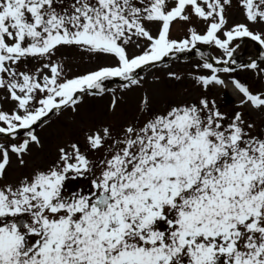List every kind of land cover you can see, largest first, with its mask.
Returning a JSON list of instances; mask_svg holds the SVG:
<instances>
[{
	"label": "snow or ice",
	"instance_id": "6c2138e0",
	"mask_svg": "<svg viewBox=\"0 0 264 264\" xmlns=\"http://www.w3.org/2000/svg\"><path fill=\"white\" fill-rule=\"evenodd\" d=\"M233 6L0 0V264H264V88L232 75L243 38L264 59V0H235L242 23ZM193 50L191 71L166 74L184 94L145 87L141 71ZM73 54L97 66L69 75ZM241 67L264 83L256 59ZM229 84L231 112L210 95ZM106 91L104 120L85 119Z\"/></svg>",
	"mask_w": 264,
	"mask_h": 264
},
{
	"label": "rangeland",
	"instance_id": "374dc122",
	"mask_svg": "<svg viewBox=\"0 0 264 264\" xmlns=\"http://www.w3.org/2000/svg\"><path fill=\"white\" fill-rule=\"evenodd\" d=\"M234 6L228 10L227 17L229 19V23H242L244 22L241 10L235 6V0H233ZM199 28L200 25H197ZM185 29L186 25H182L181 23H176L175 26L171 29V36L176 39H181L185 35ZM254 30H259L254 29ZM240 46L242 44L241 41H239ZM204 50H206L210 57L214 58L219 55L217 50L208 48L207 46H200ZM238 51H241V48L239 47L237 49ZM181 55V54H180ZM254 59V55L252 58ZM246 61H240L237 63H248L249 60ZM261 59V58H260ZM102 63L104 61H101ZM199 62V59L193 56V53L188 54L185 57V60H180L177 58L176 60L170 62V63H162L159 67L153 68L150 71H146L142 74V76L146 77V83L145 87H148L150 89L152 88H159L162 94H165L166 97H173V96H180L184 94V89L181 85H173L171 82L167 80L166 74L169 71H174L179 75H186L189 71L192 70V68ZM69 65L71 67V72L69 75L73 74H79L86 72L90 69H93L97 66V62L95 60H90L87 54H84L81 58L80 55L73 54L72 58L69 60ZM164 64H167L168 67H164ZM260 67L264 68V62H259ZM233 76L237 77L242 83L253 86V90H258L261 88H264V83L261 82V78L257 77L253 70L243 68L238 69L234 73H232ZM153 77H158L162 83L159 85H154L152 83ZM117 85H111L109 88H116ZM171 87V92H166V89ZM138 95L137 93H132L127 96V103L121 104V108L125 109L131 114L132 108L135 104L136 97ZM211 97L214 98L218 105L221 106L222 110L231 112L236 109L237 105L240 102V95L238 97L233 96V94L225 87H215L213 88L212 92L210 93ZM117 96H119V93H117ZM112 97L111 91H106L105 94L102 97H95L86 98V103L82 108V114L85 116V119H87L89 116H91L95 121L100 122L104 120L106 116V109L107 105L109 103L110 98ZM65 124L69 125V129H72L74 126L69 122L67 117L61 118ZM253 119H258V117L254 114ZM61 132L64 130L61 129ZM56 134V129L54 128L51 132V134L48 131L42 132V136L48 140L53 141V137ZM51 147L50 143H46V149ZM44 153H40L39 156H43Z\"/></svg>",
	"mask_w": 264,
	"mask_h": 264
},
{
	"label": "bare ground",
	"instance_id": "6f19581e",
	"mask_svg": "<svg viewBox=\"0 0 264 264\" xmlns=\"http://www.w3.org/2000/svg\"><path fill=\"white\" fill-rule=\"evenodd\" d=\"M241 42H242L240 46L241 51L237 50L234 53L235 61H246L252 58L253 55L255 54L256 45L250 39L243 38ZM181 58H184V57H181ZM226 88L233 94V96L238 97L237 91L233 88L231 84H229L228 87Z\"/></svg>",
	"mask_w": 264,
	"mask_h": 264
},
{
	"label": "water",
	"instance_id": "95a60500",
	"mask_svg": "<svg viewBox=\"0 0 264 264\" xmlns=\"http://www.w3.org/2000/svg\"><path fill=\"white\" fill-rule=\"evenodd\" d=\"M257 49H256V61H257V63H259L260 61H261V48H260V46L257 44ZM193 52L195 53V50H193ZM196 54V53H195ZM178 56V54L174 57V58H172V59H168V58H165V61L164 62H167V61H171V60H173V59H176V57ZM262 61L264 62V59H262ZM241 65H243V64H233V67L235 68V69H237V68H239V67H241ZM143 72H145V71H141L140 72V75L143 73ZM111 82H115V83H119L118 81H108V82H106V83H111Z\"/></svg>",
	"mask_w": 264,
	"mask_h": 264
}]
</instances>
